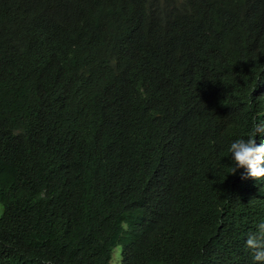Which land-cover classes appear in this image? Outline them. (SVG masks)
Returning <instances> with one entry per match:
<instances>
[{
	"label": "trees",
	"instance_id": "1",
	"mask_svg": "<svg viewBox=\"0 0 264 264\" xmlns=\"http://www.w3.org/2000/svg\"><path fill=\"white\" fill-rule=\"evenodd\" d=\"M263 64L264 0H0V264H251Z\"/></svg>",
	"mask_w": 264,
	"mask_h": 264
},
{
	"label": "clouds",
	"instance_id": "2",
	"mask_svg": "<svg viewBox=\"0 0 264 264\" xmlns=\"http://www.w3.org/2000/svg\"><path fill=\"white\" fill-rule=\"evenodd\" d=\"M232 21L233 12L231 11L226 27H229ZM253 79L257 80L260 86L258 97L264 101V64L257 68ZM258 136L263 137L262 141L256 142ZM226 151L230 155V166H228L231 170L230 174H235L237 170L242 169V178L264 181V120L253 118L249 122L246 137L231 140ZM244 246L250 252L251 264H264V219L255 224L254 230L248 231Z\"/></svg>",
	"mask_w": 264,
	"mask_h": 264
},
{
	"label": "rangeland",
	"instance_id": "3",
	"mask_svg": "<svg viewBox=\"0 0 264 264\" xmlns=\"http://www.w3.org/2000/svg\"><path fill=\"white\" fill-rule=\"evenodd\" d=\"M3 211H4V208H3L2 203L0 202V217H1L2 214H3ZM115 264H116V263H115Z\"/></svg>",
	"mask_w": 264,
	"mask_h": 264
}]
</instances>
